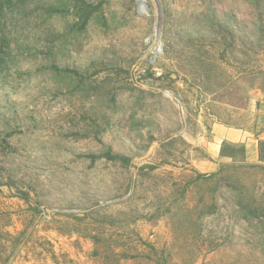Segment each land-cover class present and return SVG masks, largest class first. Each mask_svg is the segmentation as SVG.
I'll use <instances>...</instances> for the list:
<instances>
[{
  "label": "rangeland",
  "instance_id": "rangeland-1",
  "mask_svg": "<svg viewBox=\"0 0 264 264\" xmlns=\"http://www.w3.org/2000/svg\"><path fill=\"white\" fill-rule=\"evenodd\" d=\"M149 5L0 0V264H264V0Z\"/></svg>",
  "mask_w": 264,
  "mask_h": 264
},
{
  "label": "crops",
  "instance_id": "crops-1",
  "mask_svg": "<svg viewBox=\"0 0 264 264\" xmlns=\"http://www.w3.org/2000/svg\"><path fill=\"white\" fill-rule=\"evenodd\" d=\"M259 121L262 122V117ZM208 135L210 137L207 138L209 145L207 153L210 160H201L198 165V168L205 170L204 172H217L221 163H232L231 159L223 158L220 155L224 142L244 145L246 164H264V131L254 133L244 128H233L228 124L215 123Z\"/></svg>",
  "mask_w": 264,
  "mask_h": 264
},
{
  "label": "trees",
  "instance_id": "trees-1",
  "mask_svg": "<svg viewBox=\"0 0 264 264\" xmlns=\"http://www.w3.org/2000/svg\"><path fill=\"white\" fill-rule=\"evenodd\" d=\"M23 1H26V0H23ZM93 12L94 11H92L91 13H89L87 16L84 17L85 24H88V22H90ZM245 154H246V150H245L244 145H234V144L227 143V142H224L222 144L221 151H220L221 157L229 158L232 160V164L230 166H227L231 168H235L236 166H239V165L242 166V164H246ZM227 167L226 165L221 164V170H224ZM257 218L259 219L260 216H257Z\"/></svg>",
  "mask_w": 264,
  "mask_h": 264
},
{
  "label": "built area",
  "instance_id": "built-area-1",
  "mask_svg": "<svg viewBox=\"0 0 264 264\" xmlns=\"http://www.w3.org/2000/svg\"><path fill=\"white\" fill-rule=\"evenodd\" d=\"M137 6V13L140 16L148 17L151 12L149 0H135ZM159 51L153 50L150 52L148 65L153 66L157 63L159 58Z\"/></svg>",
  "mask_w": 264,
  "mask_h": 264
}]
</instances>
